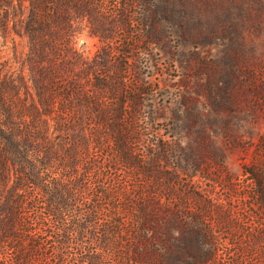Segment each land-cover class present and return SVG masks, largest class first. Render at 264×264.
<instances>
[{"label":"trees","instance_id":"trees-1","mask_svg":"<svg viewBox=\"0 0 264 264\" xmlns=\"http://www.w3.org/2000/svg\"><path fill=\"white\" fill-rule=\"evenodd\" d=\"M152 1L22 0L27 73L0 62V264H264V158L246 184L212 174L157 121Z\"/></svg>","mask_w":264,"mask_h":264},{"label":"rangeland","instance_id":"rangeland-1","mask_svg":"<svg viewBox=\"0 0 264 264\" xmlns=\"http://www.w3.org/2000/svg\"><path fill=\"white\" fill-rule=\"evenodd\" d=\"M9 2L0 16V62L25 74L22 0ZM152 17L157 121L173 126L201 168L246 184L242 165L264 158V0H153ZM73 41L87 58L100 44L83 22Z\"/></svg>","mask_w":264,"mask_h":264}]
</instances>
